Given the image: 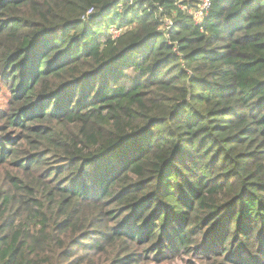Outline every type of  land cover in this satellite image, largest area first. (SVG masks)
I'll return each instance as SVG.
<instances>
[{
	"label": "trees",
	"instance_id": "obj_1",
	"mask_svg": "<svg viewBox=\"0 0 264 264\" xmlns=\"http://www.w3.org/2000/svg\"><path fill=\"white\" fill-rule=\"evenodd\" d=\"M202 4L0 0V264H264V0Z\"/></svg>",
	"mask_w": 264,
	"mask_h": 264
},
{
	"label": "rangeland",
	"instance_id": "obj_2",
	"mask_svg": "<svg viewBox=\"0 0 264 264\" xmlns=\"http://www.w3.org/2000/svg\"><path fill=\"white\" fill-rule=\"evenodd\" d=\"M171 25L172 23L169 24V21H167L165 26L169 28V26ZM117 32L119 33L120 29L113 27L112 33ZM5 101L6 94L2 90H0V105L2 103H5ZM147 256L148 255H143L141 259H137V264H196L197 262H199V259L193 258L192 255H185L184 253H178L176 255L168 256L166 261H158L155 257L149 259ZM95 259L97 261L96 264H112L114 258L113 256L108 255H97Z\"/></svg>",
	"mask_w": 264,
	"mask_h": 264
},
{
	"label": "built area",
	"instance_id": "obj_3",
	"mask_svg": "<svg viewBox=\"0 0 264 264\" xmlns=\"http://www.w3.org/2000/svg\"><path fill=\"white\" fill-rule=\"evenodd\" d=\"M208 5H209V0H203V4L201 5V8L197 12L198 18L202 16L203 12L206 10V8L208 7ZM89 12H91V10H89ZM112 29L113 28H111V32H112ZM117 33H113V34H117Z\"/></svg>",
	"mask_w": 264,
	"mask_h": 264
}]
</instances>
